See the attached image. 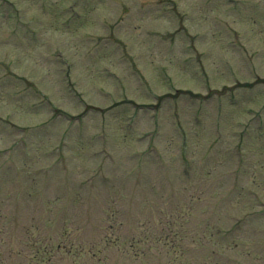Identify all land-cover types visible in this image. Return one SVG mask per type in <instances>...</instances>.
I'll list each match as a JSON object with an SVG mask.
<instances>
[{"label":"rangeland","instance_id":"obj_1","mask_svg":"<svg viewBox=\"0 0 264 264\" xmlns=\"http://www.w3.org/2000/svg\"><path fill=\"white\" fill-rule=\"evenodd\" d=\"M4 1L0 264H264V0Z\"/></svg>","mask_w":264,"mask_h":264}]
</instances>
